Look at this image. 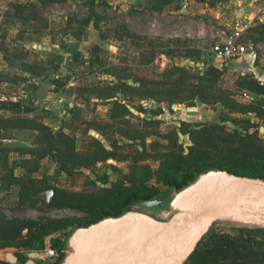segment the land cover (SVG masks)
Wrapping results in <instances>:
<instances>
[{
    "label": "rangeland",
    "instance_id": "obj_1",
    "mask_svg": "<svg viewBox=\"0 0 264 264\" xmlns=\"http://www.w3.org/2000/svg\"><path fill=\"white\" fill-rule=\"evenodd\" d=\"M45 1L8 2L7 6L12 7L14 2L29 6L24 13L26 17L22 18L14 16V12L9 8L0 10V27L6 26L12 30V36L6 44L0 46V51L13 57V60H10L5 54L0 56V91L3 94V102L29 101L23 99L20 93L23 84L25 87L21 80L20 64L31 50L38 52V62L46 67L44 76L49 83L57 75L63 80L70 78L72 83L71 88L63 91L66 105L59 107L53 127L76 139L78 155H98L106 151L109 156H102L104 160L78 168L72 176H66L61 173V166L55 158L37 161L38 155L31 159L24 155V151L37 152L42 149L38 132L23 128H6L0 124V179L5 175L3 158L6 152L10 166L15 168V177L38 190L34 192L35 203L22 207L17 205L18 188L14 187L9 192L1 193L0 212L9 219L83 221L95 217L105 199L124 193H136L141 196L145 188H158L169 197L165 206L160 209L133 206L129 212L140 211L155 220L168 222L187 209L177 204L178 194L167 190L159 182L165 155L172 152L176 155L183 154L190 162L201 166L233 163L245 171H251V167L257 164L256 161L251 166H246L236 163L235 159L227 158L204 161V157L216 153L207 154L205 149L194 145L190 140V133L206 126L220 134H231L234 131L244 133L238 122L250 120L254 127L249 133L258 131L256 146L264 149V130L260 131L261 128L264 129V114L260 115L261 118H255L251 114L242 113L241 108L226 105L231 101L238 106L255 105L264 109V98L249 99L244 96L243 90L236 87L238 78L246 75L264 81L263 23H258L245 35L247 54L231 65L230 69L236 70L233 73L225 66L219 67L213 62L209 45L210 42L216 44L219 38L217 35L223 36V32L228 28L222 26L221 31L212 39L211 35L204 34L203 30L206 28L200 24L198 14L187 16L180 15L177 10L173 12L169 9V0H162L163 3L152 9L115 6L114 0H109L113 5L106 10L96 4L94 10L100 18L99 30L87 25L89 10L82 0H76L73 5L66 1L61 8L50 6V3ZM96 2L98 3V0ZM62 22L65 27L63 24L58 25ZM121 27H126L141 38L143 50L133 48L127 42H116V32L121 30ZM37 30L43 33L51 32L47 33L49 37L45 41L40 40L38 43L25 35ZM66 31H85L86 37L81 46L83 55H68L60 63L61 69L55 70L50 66L57 64L55 48L64 45L65 41H58V37L54 39L53 34L58 35ZM98 32L103 38L101 42L97 37ZM209 38L211 40L208 46L197 49L200 45L197 41ZM96 44L101 45L103 56L112 54L113 57L104 60L102 65L96 62L93 67L82 65L80 58H94L90 49ZM152 48L156 51L154 62L149 67L137 68L141 61L140 54ZM195 50L201 52L197 53ZM70 58L73 61H69ZM122 65L126 67L122 68ZM174 69L184 70L185 73ZM180 77L181 80H178ZM138 79L144 83L138 82ZM90 87H97L99 90L92 91L89 90ZM147 90L152 93H147ZM41 96V105L46 100L51 101L48 94ZM51 97L55 98V95ZM71 101L82 104L90 113V120H73L70 116ZM115 104L119 105V108L116 109ZM62 110L65 114H61ZM237 110L239 111L236 112ZM44 116L46 113L40 111L36 118L43 120ZM11 117H21V113H13ZM251 141L245 138L243 143ZM238 145L239 143L234 144L235 147ZM191 148L197 149L199 153L188 157ZM28 159L30 162L24 167L17 165ZM34 168L37 170L32 172ZM51 188L77 194V199L71 202L74 206H49L53 198ZM49 192H52V195L51 200L47 202ZM75 225H68L64 230L46 238H51L52 243L65 241L67 248ZM241 229L246 232L240 233ZM257 229H264V226L248 220L219 217L211 224L209 232L213 235V243L218 242L220 238L230 237L255 248L257 244L264 242L261 237L258 238L247 231ZM69 249L67 258L76 253V250ZM2 251L13 254L17 259L15 264L24 262L18 261V256L23 255L21 250Z\"/></svg>",
    "mask_w": 264,
    "mask_h": 264
},
{
    "label": "trees",
    "instance_id": "obj_2",
    "mask_svg": "<svg viewBox=\"0 0 264 264\" xmlns=\"http://www.w3.org/2000/svg\"><path fill=\"white\" fill-rule=\"evenodd\" d=\"M67 0H46L45 3H64ZM156 3H163L162 0H156ZM89 6V15L86 19V23L93 22L95 28H99V16L94 11V0H87ZM18 12V7L15 10ZM121 30L116 32L118 39L126 37L129 39L131 46L138 50H143L144 46L141 42V38L136 34L129 31L126 27H121ZM146 53L140 54L141 61L140 67H149L155 58L156 51L152 49L145 50ZM93 59L80 58L82 65L93 67L94 63L102 65L104 62L100 59L101 49L99 47H93L91 50ZM179 72H184V70ZM264 70V66H263ZM185 73V72H184ZM190 78V77H189ZM181 80V77L178 78ZM138 82L144 83L138 79ZM147 83V82H146ZM151 83V82H150ZM51 85L63 87L64 84L59 83V80L53 79ZM236 87L246 91L256 97H264V81L260 82L251 75L239 77L236 82ZM89 90H99L97 87H90ZM147 93L152 91L147 90ZM220 103H223L220 101ZM224 104V103H223ZM116 105V109L119 105ZM226 105H231L236 108H241V112L244 114H251L255 118H261L260 115L264 114V109L258 106H238L236 103L228 101ZM121 108V105H120ZM0 111H7L11 113H21V117L12 118L11 116L0 119V124L4 127L11 128H23L25 130H31L38 132L39 145L42 149L34 152L31 150L24 151V155L31 158L37 156L38 160H44L46 158H55L61 166V173L66 176H72L78 168L87 167L93 165L96 162L102 161V156H109V153L102 151L98 155H78L77 153V141L74 137H70L64 134L61 130H55L52 127L44 124L39 118H36L40 112L37 107L34 106V101H8L0 103ZM237 110L236 112H238ZM241 124L242 131L239 133L234 131L231 134L217 133L210 127H202L200 130H196L190 133L191 142L205 149L206 153L215 152L216 155L204 157V161L209 160H221L223 158L235 159L236 163H242L246 166H251L253 162L257 161V164L251 167V171H245L232 164H212V165H197L190 162L189 158L182 155H176L170 153L164 156L163 163L160 170V184L167 190L175 194H179L185 189L195 184L199 178L208 172H227L229 174L238 177H248L254 179L264 180V149L257 147L258 131L249 133V130L254 127L250 120L238 122ZM235 138V140H234ZM251 139L249 143H243L244 139ZM235 143H239L238 146H234ZM114 147V146H113ZM6 153V152H5ZM4 153L3 167L5 169V175L0 179V194L9 192L12 187H18L17 205L24 206L26 204L35 203L34 192L38 191L33 189L31 185H25L24 182L14 175V167L8 162L6 154ZM197 149H189L188 157L193 154H198ZM205 153V154H206ZM214 156V157H212ZM30 159L18 163L20 167H24L29 164ZM226 159V160H227ZM36 160V159H35ZM37 170L34 168L32 172ZM53 192V198L49 203L52 207H72L71 202L77 199L78 195L69 193L64 190L51 188ZM80 196V195H79ZM169 197L165 196L158 188H145L141 196L136 193H124L123 195H117L116 197L105 199L102 207L96 212V216L93 218H87L83 221L64 220V219H48L40 218L38 220L26 219V218H13L9 219L5 214L0 212V250L4 249H16L21 250L23 255L18 256V261L23 262L25 260V254L29 252L38 251L42 248L44 239L49 235L55 234L61 230H64L68 225L76 224L72 229V232H76L79 229L87 228L105 219H117L124 216L129 212L130 208L136 206L138 203L146 201H160V209L165 206ZM240 233L246 232V230H239ZM253 233L256 237L260 238L264 242V229H257L247 231ZM243 241L231 239L230 237L220 238L218 242L213 243V235L209 231L203 237L199 246L189 256L185 264H217L219 262H229L231 264H264V244H257L255 248L250 245H245ZM54 248L59 250L65 249L66 242L58 241L54 243ZM6 264V263H0Z\"/></svg>",
    "mask_w": 264,
    "mask_h": 264
},
{
    "label": "water",
    "instance_id": "obj_3",
    "mask_svg": "<svg viewBox=\"0 0 264 264\" xmlns=\"http://www.w3.org/2000/svg\"><path fill=\"white\" fill-rule=\"evenodd\" d=\"M201 177L178 194L177 204L186 208L185 212L161 222L130 211L79 229L68 245L76 253L62 264H185L219 217L264 226V180L220 171ZM51 195L47 193V202ZM136 206L152 209L161 202Z\"/></svg>",
    "mask_w": 264,
    "mask_h": 264
},
{
    "label": "crops",
    "instance_id": "obj_4",
    "mask_svg": "<svg viewBox=\"0 0 264 264\" xmlns=\"http://www.w3.org/2000/svg\"><path fill=\"white\" fill-rule=\"evenodd\" d=\"M69 1L70 5H73L76 0H67ZM8 2H12V0H0V10L1 9H11L12 12H14V16H17L18 18H22L24 16V13L27 12L26 8L29 6L27 5H21L20 3H13L12 6H7ZM82 3L87 4V0H82ZM114 5H120L121 7H130V8H155L158 3H156V0H114ZM170 7L173 12L174 10H177V13L180 15H194L198 14L200 16V24L204 26L206 29L203 30L204 34L211 35V38L214 39L215 36L218 34L217 32L221 31L222 26H226L229 30V28L236 22L244 21V20H251L252 21V27L250 30L255 27L258 23H263L262 27H264V0H169ZM65 3V2H64ZM63 3H53L50 4V6H53L55 8H61V5ZM98 4V6L102 10H106L108 8H111L113 3L109 0H98V3L96 0H94V7ZM16 5V6H15ZM88 6V4H87ZM18 7V12L15 10ZM89 9V6H88ZM94 9V8H93ZM95 11V10H94ZM1 14V11H0ZM26 17V15L24 16ZM62 23L58 25H62ZM88 26L94 28L95 30H99V28H95L93 25V22H88ZM100 26V23H99ZM63 27H65V24H63ZM87 27V26H86ZM227 30V31H228ZM249 30V31H250ZM226 31V32H227ZM248 31V32H249ZM51 32V31H50ZM50 32H47L48 34ZM55 32V31H53ZM223 32V33H226ZM247 32V33H248ZM46 32L43 33L39 30L36 32H33L32 34L26 33L25 35L29 37L33 42H39L40 40H46L49 35ZM246 33V34H247ZM53 34V38L57 39L58 41L64 40L65 44L59 47L55 48L56 52V60L57 64L55 66H52L53 64H50L51 67H53L55 70L61 69V62L68 57V55L78 54L81 53L83 55V49H81L82 41L85 39V31H78L75 33H68L62 32L58 35ZM12 36V30L6 26L0 27V46L3 44H6ZM218 37L221 36L220 34L217 35ZM31 37V38H30ZM97 37H99V42L103 40V38L100 36V33H97ZM117 43H130L129 39L126 37H123L122 39L115 38ZM210 38L206 39L204 41H197L198 45L197 49L204 48L208 46V43L210 42ZM43 42V41H42ZM193 42V41H190ZM194 43V42H193ZM211 46V49L215 45V43L210 42L209 44ZM102 48L101 45L96 44L94 47ZM93 48V47H92ZM92 48L90 50H92ZM197 53L201 52L199 50H195ZM32 53V54H31ZM31 53L26 54V57L24 58L22 64H20V72L22 73V83H25L22 86V89L20 90V93L22 95V98L34 101V106L37 107L39 111H43L46 113V116L43 117V123L48 125L49 127L54 128L56 120L54 119L56 116H58V110L61 108V106L66 105V101L63 99V91H66L67 89L72 87V83L70 78H67V80H63V78H60L59 75L55 77V79L59 80V83L64 84L63 87L53 86L51 85V82L49 83L47 78L44 76L46 72V67L43 66L41 63L38 62L39 55L31 50ZM3 53L0 51V56ZM9 55L5 54V57L9 58L10 60H13L12 56L8 57ZM113 57L112 54L109 56H103V54L100 53V59L104 62V60H107L109 58ZM15 58V57H14ZM88 59V58H86ZM69 61H73L71 58ZM239 61V60H237ZM229 63L227 66H225L227 69L230 70V72L235 73V69H230L231 65L234 62ZM1 64V63H0ZM125 65H122V68H125ZM128 67V66H127ZM0 67V73L1 71ZM137 68H140L138 65ZM146 68V67H144ZM263 82V81H260ZM2 88H0L1 90ZM247 94H250L246 91H244ZM41 94L49 95L50 96V102L49 100L44 101V104L41 105ZM52 95H55V98L51 97ZM252 95V94H250ZM40 96V97H39ZM254 96V95H253ZM53 98V100H52ZM255 98H264V97H256ZM4 100L3 94L0 91V103H2ZM7 102V101H6ZM24 103V102H23ZM60 107V108H59ZM70 110H71V118L75 121H86L90 120L91 115L88 112V110L80 103L71 101L70 104ZM13 113L7 112V111H0V119L9 117ZM49 116H48V115ZM61 114H65V111L62 110ZM69 115V114H68ZM56 130V128H54ZM14 188V187H12ZM18 188V187H15ZM19 191V188L17 189ZM11 191V190H10ZM17 191V194H18ZM10 258V259H9ZM17 261L16 257L13 256L10 252H5L0 250V263H6V264H15Z\"/></svg>",
    "mask_w": 264,
    "mask_h": 264
},
{
    "label": "built area",
    "instance_id": "obj_5",
    "mask_svg": "<svg viewBox=\"0 0 264 264\" xmlns=\"http://www.w3.org/2000/svg\"><path fill=\"white\" fill-rule=\"evenodd\" d=\"M252 27L251 20L234 23L223 36H219L216 44L211 49V58L219 67L227 66L233 61L242 59L247 54L244 43L245 35ZM71 83V82H70ZM249 99L255 96L244 93ZM137 213H142L136 211ZM146 215V214H145ZM51 238H45L40 250L25 254V260L21 264H62L69 252V247L59 250L54 248Z\"/></svg>",
    "mask_w": 264,
    "mask_h": 264
},
{
    "label": "bare ground",
    "instance_id": "obj_6",
    "mask_svg": "<svg viewBox=\"0 0 264 264\" xmlns=\"http://www.w3.org/2000/svg\"><path fill=\"white\" fill-rule=\"evenodd\" d=\"M242 222V221H241ZM244 223V222H243Z\"/></svg>",
    "mask_w": 264,
    "mask_h": 264
}]
</instances>
